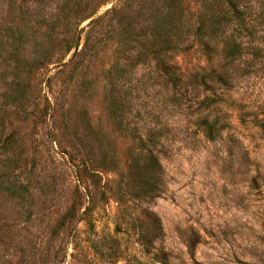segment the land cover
<instances>
[{
    "label": "rangeland",
    "instance_id": "1",
    "mask_svg": "<svg viewBox=\"0 0 264 264\" xmlns=\"http://www.w3.org/2000/svg\"><path fill=\"white\" fill-rule=\"evenodd\" d=\"M0 264H264V0H0Z\"/></svg>",
    "mask_w": 264,
    "mask_h": 264
}]
</instances>
